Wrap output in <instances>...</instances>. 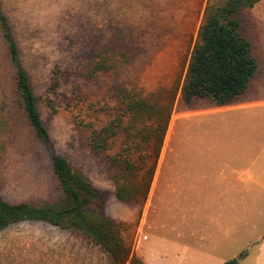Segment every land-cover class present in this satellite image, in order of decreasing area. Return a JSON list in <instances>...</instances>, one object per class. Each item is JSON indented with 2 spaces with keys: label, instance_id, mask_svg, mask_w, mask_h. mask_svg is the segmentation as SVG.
I'll return each instance as SVG.
<instances>
[{
  "label": "rangeland",
  "instance_id": "rangeland-1",
  "mask_svg": "<svg viewBox=\"0 0 264 264\" xmlns=\"http://www.w3.org/2000/svg\"><path fill=\"white\" fill-rule=\"evenodd\" d=\"M225 2L0 0L1 13L17 45L19 66L29 77L37 109L54 146L51 150L38 139L21 107L16 92L17 68L0 21L1 198L10 204L26 203L33 207L58 201L61 191L52 156L60 155L99 192L100 197L92 200V206H100L107 216L126 225L123 236L131 246V257L143 264L133 246L146 217L144 237L171 239L172 229L179 221L178 215H174L177 205L185 209L194 207L189 201L195 197L180 191L183 185L195 184L188 179L203 174L204 168L189 165V160L198 152L200 143L208 141L204 133L214 118L188 116L187 112L204 111L207 107L197 103L187 105L180 88L205 9L221 7ZM251 15L255 17L249 22ZM233 18L240 22V33L249 41L257 63L256 75L244 92L246 99L263 101L264 0L252 8L240 9ZM251 34L263 48L259 58L252 53L254 44L247 37ZM98 64L107 70L93 73ZM173 92L176 96L172 114L147 200L143 204H123L116 199L111 180L117 170L115 159L128 151L130 159L140 166L142 177L155 163V142L148 144L143 135L151 122L125 113V109L132 100L167 103ZM253 112L254 121L249 126L253 127V137L261 147L264 107ZM110 123L118 124L117 134L105 139L104 148H93V138ZM247 135L252 138L251 132ZM176 160L179 165L175 169ZM182 176L186 181L177 180ZM206 188L204 182L205 192L200 194L204 200ZM244 204L246 224L254 214L259 226L246 225L244 236L240 233L232 238V246L220 253L228 258L226 262L239 263L246 257V264L250 263L257 243L254 237L264 232V193L246 197ZM213 229H209L208 236L204 232L205 239L221 238L219 231ZM200 239L197 235L182 240L198 243ZM206 263L214 264L216 258L211 257ZM0 264H112V259L81 231L24 221L0 231ZM174 264H178L177 259Z\"/></svg>",
  "mask_w": 264,
  "mask_h": 264
},
{
  "label": "trees",
  "instance_id": "trees-1",
  "mask_svg": "<svg viewBox=\"0 0 264 264\" xmlns=\"http://www.w3.org/2000/svg\"><path fill=\"white\" fill-rule=\"evenodd\" d=\"M260 0H226L218 8H206L203 22L199 27L197 41L187 65L180 88L186 103L196 98H207L218 106L232 102L242 95L257 71V63L251 55L249 41L240 31V22L233 17L242 8H252ZM0 21L4 36L9 43L10 55L17 68L16 92L21 107L38 139L53 150L51 138L36 106L27 73L19 66L18 49L6 18L1 13ZM107 70L96 65L93 73ZM167 103L150 104L145 99L132 100L125 113L151 122L143 135L148 144L155 142V163L146 174L140 176L141 168L130 159L128 151L115 159L117 170L111 180L115 185V197L123 204H143L147 200L159 157L172 114L173 98ZM117 125L110 123L98 136L93 138V148H104L105 139L117 134ZM53 170L61 191L59 200L42 207L26 203L10 204L0 196V231L11 224L24 221H38L62 230L81 231L94 245L110 255L112 264H142L131 257V246L125 241L123 232L126 225L107 216L100 206H92V200L100 194L80 172L74 170L68 161L54 154ZM224 264H238L231 260Z\"/></svg>",
  "mask_w": 264,
  "mask_h": 264
},
{
  "label": "crops",
  "instance_id": "crops-1",
  "mask_svg": "<svg viewBox=\"0 0 264 264\" xmlns=\"http://www.w3.org/2000/svg\"><path fill=\"white\" fill-rule=\"evenodd\" d=\"M254 17L255 15L249 16L248 21L251 22ZM249 28L253 33L251 26ZM247 37H250L254 44L253 55L259 58L263 53L261 43L256 41L252 34ZM202 100L206 103H199ZM195 103L206 106V110L190 111L187 112L188 116L205 115L214 119H210L211 123L207 125L209 128L204 133L208 141L201 142L198 152L189 160V165L203 167V174L188 179L195 184L183 185L181 187L183 191H180L195 197L194 201H189V205L194 207L185 209L177 205L174 215H178L179 221L178 226L172 229L171 239L166 236L144 237L148 221V216L146 217V221L138 228L139 232L133 246L143 264H171V262L174 264L176 259L178 264H183L185 261L187 264H207L211 257L216 258L214 264H224L228 258L220 253H224L229 246H232V238L240 233L244 236L246 225L251 224L255 228L259 226L254 214L249 224L244 221V203L246 197L264 193V155L262 156L264 145L260 147L261 143H257L253 137V127L249 126L254 121L253 111L258 107H264V100H248L244 93L222 106L216 105L207 98H196L187 105L191 106ZM250 127L252 129H249ZM250 132L252 138L247 135ZM254 143L257 145L255 146ZM186 148L187 146L184 149L187 150ZM257 149L258 151L255 152ZM178 165L179 161L176 160L175 169ZM176 173L175 170L174 174ZM183 176L177 177V180L186 181ZM159 180L160 178L157 179V184ZM204 182L207 186L206 200L200 198V194L205 192L202 190ZM198 199L201 200L198 202ZM212 227L219 231L221 238L205 239L204 232H207L208 236V231ZM197 235L201 237L198 243H187L182 240L183 237L195 238ZM259 235L258 232L254 237L257 243L252 250L251 262L248 264H264V232ZM232 257H236V253H233ZM245 258L240 259L238 264H246Z\"/></svg>",
  "mask_w": 264,
  "mask_h": 264
}]
</instances>
